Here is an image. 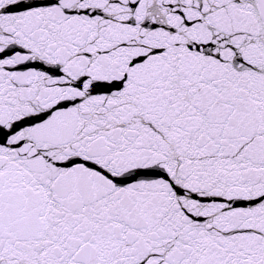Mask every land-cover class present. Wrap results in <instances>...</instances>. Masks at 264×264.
I'll use <instances>...</instances> for the list:
<instances>
[{"label": "snow or ice", "instance_id": "obj_1", "mask_svg": "<svg viewBox=\"0 0 264 264\" xmlns=\"http://www.w3.org/2000/svg\"><path fill=\"white\" fill-rule=\"evenodd\" d=\"M0 264H264V0H0Z\"/></svg>", "mask_w": 264, "mask_h": 264}]
</instances>
